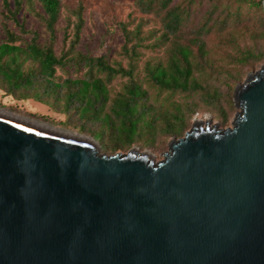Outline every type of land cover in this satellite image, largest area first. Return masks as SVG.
<instances>
[{
  "label": "water",
  "instance_id": "1",
  "mask_svg": "<svg viewBox=\"0 0 264 264\" xmlns=\"http://www.w3.org/2000/svg\"><path fill=\"white\" fill-rule=\"evenodd\" d=\"M234 103L160 162L0 109V264H264V65Z\"/></svg>",
  "mask_w": 264,
  "mask_h": 264
},
{
  "label": "rangeland",
  "instance_id": "2",
  "mask_svg": "<svg viewBox=\"0 0 264 264\" xmlns=\"http://www.w3.org/2000/svg\"><path fill=\"white\" fill-rule=\"evenodd\" d=\"M60 1L61 17L56 25L53 47L57 57L67 60L56 68L55 82L101 78L109 91L105 112L111 113L116 101L124 97L131 78L121 73L109 77L98 67L88 65L83 58L102 57L114 68L131 71L132 80L147 92L142 102L148 112L154 114V137L147 140L144 135L126 147L130 132L123 130L120 124L113 127L105 116L101 121L89 120L87 117L92 114L83 108L76 111L72 108L66 113L65 89L44 95L43 98L50 102L45 104L32 97L34 89L9 94L2 75L0 109L93 139L101 154H126L135 148L141 153L148 151L156 162H160L164 159L162 153L170 150V142L183 138L193 128L196 119H201L203 125L210 119L211 127L218 122L219 129L232 127L235 114L240 112L234 103L235 89L246 81L247 74H255L264 65V0H174L171 6L180 5L189 11L190 16L175 35L169 34L168 37L164 14L144 12L138 0ZM80 6L84 25L79 41L72 49L78 22L75 12ZM0 15L1 43L7 42L9 33L16 37L15 44L21 47H26L32 40L40 46L51 43L43 19L45 13L38 1L20 0L18 10L16 0H0ZM125 30L130 32L131 38L127 47L131 49L137 45L135 53H128L124 48ZM175 41L192 43L193 79L197 89L168 91L156 86L149 77V68L159 63L167 64ZM200 46H204L203 53ZM33 65L32 62L26 63V70ZM23 92L30 94L29 98L21 97ZM178 110L182 111L184 128L181 134L175 135L165 128V124ZM140 128L143 129L142 124ZM97 132H104L103 139ZM108 138L123 148L112 149Z\"/></svg>",
  "mask_w": 264,
  "mask_h": 264
},
{
  "label": "trees",
  "instance_id": "3",
  "mask_svg": "<svg viewBox=\"0 0 264 264\" xmlns=\"http://www.w3.org/2000/svg\"><path fill=\"white\" fill-rule=\"evenodd\" d=\"M38 1L45 13L43 17L47 31L50 33L51 43L46 46H40L35 40L26 44V47H21L15 44L16 37L9 33L7 42H0V75L3 76V81L6 84L7 91L11 95L16 92L34 89L32 97L38 101L49 104V100L43 96H49L54 93H60L65 89V104L64 111L68 113L72 108H83L89 111L92 117L89 120L101 121L105 116L113 127L121 125V128L130 132L129 142L126 147L130 146L137 139L147 136V140L154 137L156 132L155 118L152 113L148 112L146 105L142 102L147 92L143 90L141 85L135 83L132 78V72L126 71L124 68H114L109 65L105 59L86 58L88 65L98 67L102 72L113 77L115 74H124L131 78V83L126 88V93L119 98L111 108V113L105 112V105L108 99L109 91L105 82L101 78L91 77V79H76L74 81L67 80L64 83L55 82V73L58 66L65 63V58L56 56L53 41L56 39V25L61 17L62 4L60 0H36ZM174 0H138L140 8L146 12H157L164 14L166 25L169 34L175 35L185 21L189 18V11L180 5L171 6ZM18 10L20 0H16ZM5 6L8 7L7 2ZM10 11V10H9ZM78 22L75 25V40L72 42V49L75 48L79 41L80 33L84 25L82 18V7L76 10ZM1 24V15H0ZM139 32L137 31V35ZM125 50L128 53H135L137 45L131 49L127 44L131 41L130 32H126ZM197 41V40H196ZM194 40L193 42L196 43ZM192 42V41H191ZM192 43L183 44L175 41L170 50V56L167 64L159 63L153 68H149V77L151 81L161 89L168 91L187 92L198 88L197 83L193 79V63ZM199 50L203 53L204 46H200ZM32 62L33 67L26 70V63ZM36 65V66H35ZM30 94H25L21 97L29 98ZM150 113V114H149ZM150 116V117H149ZM143 125V129L140 125ZM165 128L173 134L182 133L184 128V120L182 111L178 110L172 116V120H166ZM104 132H97L103 139ZM112 149L123 147L116 146L111 139L108 138Z\"/></svg>",
  "mask_w": 264,
  "mask_h": 264
}]
</instances>
